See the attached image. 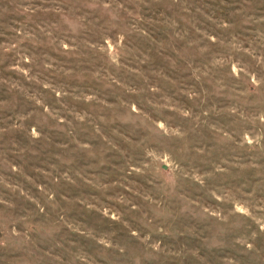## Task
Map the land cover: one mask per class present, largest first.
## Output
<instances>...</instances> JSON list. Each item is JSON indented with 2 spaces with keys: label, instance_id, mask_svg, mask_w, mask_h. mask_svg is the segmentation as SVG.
Returning a JSON list of instances; mask_svg holds the SVG:
<instances>
[{
  "label": "rangeland",
  "instance_id": "rangeland-1",
  "mask_svg": "<svg viewBox=\"0 0 264 264\" xmlns=\"http://www.w3.org/2000/svg\"><path fill=\"white\" fill-rule=\"evenodd\" d=\"M0 264H264V0H0Z\"/></svg>",
  "mask_w": 264,
  "mask_h": 264
}]
</instances>
